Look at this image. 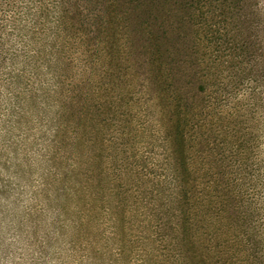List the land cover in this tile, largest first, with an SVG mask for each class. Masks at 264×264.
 I'll return each instance as SVG.
<instances>
[{"label":"rangeland","instance_id":"374dc122","mask_svg":"<svg viewBox=\"0 0 264 264\" xmlns=\"http://www.w3.org/2000/svg\"><path fill=\"white\" fill-rule=\"evenodd\" d=\"M155 7L0 0V264H264V0Z\"/></svg>","mask_w":264,"mask_h":264},{"label":"trees","instance_id":"16d2710c","mask_svg":"<svg viewBox=\"0 0 264 264\" xmlns=\"http://www.w3.org/2000/svg\"><path fill=\"white\" fill-rule=\"evenodd\" d=\"M110 2H111V5H113L114 4V0H109ZM158 0H145V5H146V12L147 13H145V14H148V15H150L151 14V12H153L154 11V9L156 8L155 7V4H156V2H157ZM162 2H164V3H166V0H162ZM161 5H162V3H161ZM164 5V4H163ZM114 7V6H113ZM134 33H137L138 32V30H136V29H134V30H132ZM150 32H152V31H150ZM163 34H164V36L166 35V33H165V31L163 32ZM158 37H159V35H158ZM151 42V41H150Z\"/></svg>","mask_w":264,"mask_h":264}]
</instances>
